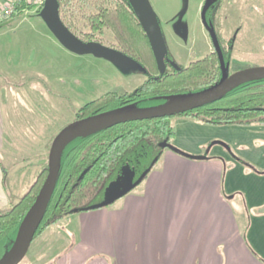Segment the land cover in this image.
Wrapping results in <instances>:
<instances>
[{"label":"rangeland","instance_id":"obj_1","mask_svg":"<svg viewBox=\"0 0 264 264\" xmlns=\"http://www.w3.org/2000/svg\"><path fill=\"white\" fill-rule=\"evenodd\" d=\"M149 1L158 16L167 49L173 56L175 64L188 65L191 60L199 59L213 50L212 41L201 17L202 4L205 0ZM225 1L228 0L220 1V9L225 5ZM227 3L232 6L227 12L219 9L221 12L217 15V25L226 47L230 40L234 41L230 73L242 68L264 66V0H230ZM29 12H25L12 24L0 28V115L4 117L5 123L3 145L0 124V162L6 176V190L14 196L22 195L35 181L39 167L48 160L54 137L76 119L77 112L82 106L109 91L119 93L132 91L146 79V75L140 71L121 69L104 58L69 50L55 36L36 8ZM81 23L82 19L79 24ZM103 37L108 44L113 41V34L109 30H106ZM178 117L171 118L173 124L178 122ZM187 118L199 121L196 118ZM215 127L216 134H231L229 125ZM221 136L217 135L211 142L217 140L225 142ZM227 142L232 144L230 141ZM206 148L203 146L202 149ZM168 155L171 156L166 158ZM175 155L194 162L206 161L186 158L172 148L166 147L161 159L145 180L126 194L129 195L128 198L124 195L101 208L73 212L51 224L50 228L56 229L63 237L53 252H62L72 247L69 246L72 241L67 242L64 237L70 236L69 239H72V236L78 233L80 217L88 219L109 217L112 213L108 212L120 208L126 198L130 203L140 202L139 198L144 202L149 198L153 203L159 202L157 214L154 211L149 217H159L164 225L159 223L154 227V233L157 235L153 242L155 250L151 253V248L146 247L148 257L145 264H193L192 258L186 259L183 256L188 249L178 252L176 236L186 235L185 241L182 242H187L188 236L199 230L198 225L202 221L204 224L207 221L217 222L215 234L218 235L222 230V226L218 225L220 221L224 224L223 219L226 217L227 225L232 222L229 209L221 202L222 196L215 190L216 182L213 180L214 183L205 188L204 183H209V180L203 175L211 173L210 164L185 167L174 161V157H177ZM163 170L165 177L170 175V181L162 184L164 191L157 190L152 196V181H155ZM198 172L202 173V179ZM183 176L189 180L191 187L197 181H201L200 186L202 185L204 190L201 194L203 200L200 202L197 199L191 200L190 195H185L184 192L178 194L181 187L179 180ZM173 179L175 181H172ZM106 195L98 196L97 202L105 200ZM191 195H194V192ZM134 196L138 198H130ZM178 200L180 204H177ZM237 201L235 200L231 206L229 204V207L235 209L233 210L235 220L237 221L239 217V221L243 223L240 233L245 239L243 233L247 226L246 216L250 217L256 210H241L239 208L241 204ZM161 203H164L162 206L164 208L161 207ZM9 206L8 203L6 207ZM192 207L196 210H191ZM131 224L140 234L142 228ZM226 229L229 234L231 228ZM128 230L123 231L122 235H126ZM44 231L34 238L20 264H31L29 255L33 253L36 243L46 235ZM234 233V230L230 233L233 239ZM145 234H149L147 230ZM166 236L170 237L169 241L166 240ZM190 243H186L185 246Z\"/></svg>","mask_w":264,"mask_h":264},{"label":"trees","instance_id":"obj_2","mask_svg":"<svg viewBox=\"0 0 264 264\" xmlns=\"http://www.w3.org/2000/svg\"><path fill=\"white\" fill-rule=\"evenodd\" d=\"M59 5L62 20L73 33L84 41H99L133 57L143 66L135 71L147 76L132 91H109L86 103L77 112V118L130 103L141 107L158 104L170 95L202 90L222 77V67L216 52L194 60L186 67L174 68L168 64L166 71L161 72L147 33L130 0H59ZM32 8L21 3L12 17L19 19L26 9ZM106 30L113 34V41L109 44L103 37ZM217 36L228 67L234 41L230 40L226 47L218 33ZM169 54H166V62ZM180 115L214 125H264V79L243 83L216 101ZM175 136L176 129L171 118L160 117L119 123L73 140L62 153L57 185L35 238L63 217L99 203L96 198L105 196L111 184L120 180L126 169L135 174V180L146 169L150 168V172L164 152L160 143L164 140L172 143ZM222 144L234 153L229 144ZM240 160L249 170L264 174V169ZM47 171L48 162L26 192L20 196L11 194V206L0 208V256L12 246ZM4 178L5 186V175ZM257 212L264 213V206Z\"/></svg>","mask_w":264,"mask_h":264},{"label":"crops","instance_id":"obj_3","mask_svg":"<svg viewBox=\"0 0 264 264\" xmlns=\"http://www.w3.org/2000/svg\"><path fill=\"white\" fill-rule=\"evenodd\" d=\"M8 1L0 0L2 4H6ZM227 2H230V0L225 1V5L221 7L226 12L232 6V4L229 5ZM220 12L218 13L220 14ZM3 118L0 115L2 145L4 144L3 130L5 124ZM173 125L176 129V136L172 141L173 144L188 153L206 155L205 158L199 159L206 161H189L178 155H175L177 157H174V161L185 167L187 165L201 167L205 166V164H210L211 173L208 172L203 175L209 180V183H204L205 188H209V184L214 183L213 180L216 182L215 190L222 196L221 202L229 209L230 222H232L227 225L228 222L225 223V217L223 219L224 227V224L220 221L218 225L222 226V230H220L218 235L215 234L217 222L207 221L206 224L203 221L200 222L198 225L199 230L193 233L192 236H188L187 242H182L185 241L186 235L176 236L179 245L178 252L188 249L183 256L186 259L192 258L193 264H264V213L257 212L264 206V174L249 170L240 160L243 159L264 169V125L228 124L231 134L228 133L227 135L216 134L215 126L221 125L199 122L182 116H179L178 122ZM217 135H222L221 137H223L222 139L225 142H221L229 144L234 152L233 154L222 143H219V140L210 144ZM203 146L209 150L207 148L206 150L202 149ZM171 154L174 155V153ZM169 156L171 155L166 158ZM165 160L167 161V159ZM47 162L48 160H45V163L41 164L38 173ZM1 168L0 162V208H3L8 203L11 206L12 201L11 194L7 192L4 186V170ZM201 175L202 173L198 172V176ZM169 177L170 175L165 177V170L157 175L151 185L152 196L156 194L157 190H165L162 184L169 182ZM185 178L183 176L179 180L181 187L178 194L184 192L185 195H190L189 198L191 200L197 199L199 202L203 200L201 194L204 190H202V185L200 186L201 181H197L191 187L189 180ZM172 181H175V179ZM192 192H194V195H191ZM195 195L197 196L195 197ZM128 196L126 195L125 197L128 198ZM127 198L125 203L119 206L120 208L108 212L112 213L109 217L96 219L80 217L78 220V233L73 235L72 239H69L70 236L68 238L64 237L67 242L68 240L72 241V244L69 245L72 247L68 250L53 252L54 247H56L58 241L63 240V237L56 229L49 226L44 231L46 235L36 243L33 253L29 255L32 260L31 264H145V260L148 257L146 247L151 248V253L155 250L153 242L157 235L154 233V227L159 225V223L164 225L163 220L159 217H149L154 211L157 214L159 202L153 203L149 201V198L143 202L141 201L142 198H139L141 200L138 201L141 203L136 201L130 203ZM235 200H238L237 202L241 204L239 206L241 210H256L250 217L246 216L247 226L243 233L245 239L240 233L243 223L239 221V217H237V221L235 220V209L234 207H229V204L231 206L232 203H235ZM180 203L178 200L177 204ZM163 205L164 203H161V207ZM191 210H196V208L192 207ZM131 223L140 229L142 228L140 234L137 233L135 228L133 229ZM165 225L168 226V224ZM227 227L231 228L229 234ZM127 230V234L122 235L123 231L126 232ZM146 230L149 233L148 235L145 234ZM233 230L235 231L234 239L230 237V233H233ZM167 234L170 235L169 233ZM169 238L166 236L167 241H169ZM188 242H191L190 245L185 246ZM50 253H53V255Z\"/></svg>","mask_w":264,"mask_h":264},{"label":"water","instance_id":"obj_4","mask_svg":"<svg viewBox=\"0 0 264 264\" xmlns=\"http://www.w3.org/2000/svg\"><path fill=\"white\" fill-rule=\"evenodd\" d=\"M216 1L218 0L206 1L202 9V18L219 55L223 70L221 79L215 84L199 91L167 96L165 97V102L160 104L143 107L137 106L135 103L126 104L76 119L61 129L56 134L51 144L46 178L34 202L24 216L12 246L0 257V264H20L27 255L37 231L44 220L49 203L55 191L61 169L62 153L73 140L78 137L99 132L119 123L182 114L216 101L243 83L264 79V66L242 68L233 73H229L217 33L206 19V11ZM130 3L147 33L161 72H165V57L168 49L156 12L149 0H130ZM59 6V0H46L40 13L55 36L66 48L78 54H93L97 57L104 58L121 69L135 71L143 68L141 63L136 59L110 45L103 44L99 41L82 40L66 26L61 18ZM16 20L17 17L5 20L0 23V28L10 25ZM160 145L163 148L169 146L177 153L193 159H203L206 157V155L189 154L174 144H169L167 140L163 141ZM149 170L150 168L143 171L135 181L127 184L122 190L116 192L111 191L107 194L105 200L90 205L86 207V209L101 208L126 195L146 178Z\"/></svg>","mask_w":264,"mask_h":264},{"label":"flooded vegetation","instance_id":"obj_5","mask_svg":"<svg viewBox=\"0 0 264 264\" xmlns=\"http://www.w3.org/2000/svg\"><path fill=\"white\" fill-rule=\"evenodd\" d=\"M206 1L207 0H205L204 2H203V4H202V9H203V7H204V5H205V3H206ZM220 1L221 0H218V1H216L207 11H206V19H207V22L209 23V25L210 26H212L214 29H215V31H216V33H218L219 35H220V32H219V30H218V25H217V15L219 14L218 12H219V9H220V6H221V4L219 5V3H220ZM212 7H215L214 8V10H212L211 11V8ZM210 11H211V13H210ZM201 17H202V12H201ZM202 21H203V18H202ZM203 24H204V21H203ZM204 26H205V28H206V31L208 32V34H209V37H210V39H211V41H212V44H213V50L212 51H210V52H208V53H206L204 56H206V55H208V54H210V53H213V52H216L217 53V51H216V48H215V46H214V42H213V40H212V38H211V36H210V33H209V31H208V29H207V27H206V25L204 24ZM222 38V37H221ZM223 40V39H222ZM220 42V41H219ZM221 46V45H220ZM169 51H167V53H168ZM170 53V52H169ZM218 54V53H217ZM204 56H202V57H204ZM219 56V55H218ZM201 57V58H202ZM200 59V58H199ZM195 60V59H194ZM194 60H191L190 62H189V64L192 62V61H194ZM197 60V59H196ZM165 62H166V60H165ZM226 62V61H225ZM221 63V62H220ZM168 64L170 65L169 67H174V68H181V67H186V66H188V65H183V66H180V65H177V64H175V62H174V59H173V56L171 55V53L169 54V57H168V60H167V62H166V69L168 68ZM226 65H227V63H226ZM166 71V70H165ZM228 71H229V73H230V63H229V66H228ZM141 72V71H140ZM143 73V72H142ZM145 74V73H144ZM222 74H223V70H222ZM146 75V74H145ZM147 77V76H146ZM165 102V101H164ZM161 103H163V102H161ZM158 104H160V103H158ZM150 105H153V104H149V105H145V106H150ZM183 114V113H182ZM174 116H181L180 114H178V115H174ZM174 116H170V118H173ZM80 118H82V117H80ZM76 119H79V118H77L76 117ZM75 119V120H76ZM165 141V140H164ZM163 142V141H162ZM161 142V143H162ZM160 143V144H161ZM169 143V142H168ZM169 144H173V143H169ZM161 146V145H160ZM162 147V146H161ZM169 147V146H168ZM167 147V148H168ZM163 148V147H162ZM165 148L166 147H164L163 149L165 150ZM170 148V147H169ZM133 181H135V174L131 171V170H129V169H126L125 171H124V174H123V176L121 177V179L120 180H118V181H116V182H113L112 184H111V186L108 188V190H107V193L106 194H108V193H110L111 191L112 192H116V191H118V190H122L127 184H129V183H131V182H133ZM107 196V195H106Z\"/></svg>","mask_w":264,"mask_h":264},{"label":"built area","instance_id":"obj_6","mask_svg":"<svg viewBox=\"0 0 264 264\" xmlns=\"http://www.w3.org/2000/svg\"><path fill=\"white\" fill-rule=\"evenodd\" d=\"M46 0H9L6 4L0 2V23L10 19L16 12L21 3H26L29 6H33L38 11L45 5ZM31 9H26L25 12H29Z\"/></svg>","mask_w":264,"mask_h":264}]
</instances>
